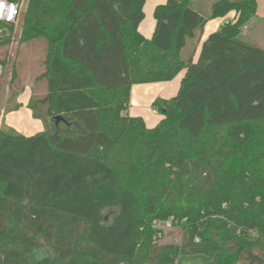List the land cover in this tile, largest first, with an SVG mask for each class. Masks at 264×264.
<instances>
[{
  "label": "trees",
  "instance_id": "obj_1",
  "mask_svg": "<svg viewBox=\"0 0 264 264\" xmlns=\"http://www.w3.org/2000/svg\"><path fill=\"white\" fill-rule=\"evenodd\" d=\"M195 2L156 5L151 38L146 0H29L19 36L0 24V95L17 43L5 111L25 90L24 49L40 47L32 86L47 91L32 87L28 108L54 132L0 130V264H264V48L242 38L258 3ZM182 71L152 104L156 126L130 114L134 85Z\"/></svg>",
  "mask_w": 264,
  "mask_h": 264
},
{
  "label": "rangeland",
  "instance_id": "obj_2",
  "mask_svg": "<svg viewBox=\"0 0 264 264\" xmlns=\"http://www.w3.org/2000/svg\"><path fill=\"white\" fill-rule=\"evenodd\" d=\"M29 0L19 1L21 14L17 22L14 24L15 35L19 36L22 28V18L23 14L27 8ZM157 0H146V5L144 8L145 16L144 20L141 23V30L144 32L149 31L150 26L152 25V34L155 28V19H154V8L155 2ZM165 1V0H163ZM203 0H196L195 3ZM237 1V0H235ZM257 16L252 19L242 30L243 40L254 44L260 48H264V0H257ZM233 13H230L226 18H216L209 20L204 27L203 37L217 32L222 26L231 24L234 22L235 17ZM221 21L224 24L221 26ZM6 31V30H1ZM2 34H0L1 36ZM17 50V43L13 44L11 47V62L7 67L6 75L1 80V89L2 93L0 95V130L2 129H13L21 135L24 136H34L38 133L48 131L49 133H54L53 129L50 126L49 122L35 119L32 115L31 110L28 108V100L30 99L32 91V82L35 80L37 75L43 71V66L41 61L45 57V50H42L40 47H30L24 49V58L23 66L19 70V76L22 80V83L25 85V91L19 96L18 102L19 109L17 111L6 112L7 101L9 97V83L11 79L12 66L15 61V52ZM2 72V67L0 66V75ZM177 80H175L176 82ZM170 82V81H169ZM173 82H161L153 83L148 86H139L134 85L133 91H131L130 99V113L134 115H141L146 123L157 125L162 116L154 110L152 102L150 101L151 96L163 97V96H176L179 89L175 90ZM147 87V88H146ZM36 94L43 95L47 91V84L45 81L34 84ZM146 89V90H145ZM147 92H145V91ZM169 94V95H167ZM165 98V97H163ZM149 100V101H148ZM166 234L175 233V240L179 241L181 236V228L172 225L171 220H167V225L163 230ZM168 236V234H167ZM160 237V236H159ZM168 241L171 240V237H167ZM167 240V239H166Z\"/></svg>",
  "mask_w": 264,
  "mask_h": 264
},
{
  "label": "crops",
  "instance_id": "obj_3",
  "mask_svg": "<svg viewBox=\"0 0 264 264\" xmlns=\"http://www.w3.org/2000/svg\"><path fill=\"white\" fill-rule=\"evenodd\" d=\"M167 0H165V1H163V0H157L156 2H155V5L154 6H156V5H158V4H162V3H165ZM234 14V13H233ZM233 17H234V15H233ZM224 19V18H223ZM223 21H221V26L223 25ZM140 31H141V33L145 36V37H147V38H151L152 37V25L150 26V29H149V31H147V32H144V31H142L141 30V24H140ZM220 30V29H219ZM209 36V35H208ZM207 36V37H208ZM207 37H203V40H205ZM199 52H200V48H199V50H198V53H197V55H196V58H195V60H197V58H198V55H199ZM1 74H2V72H1ZM184 75H185V71H182L174 80H172V81H170V82H175V80H177L175 83H174V85H173V88L175 89V90H177V89H180V86H181V81H182V79H183V77H184ZM0 77H1V75H0ZM170 82H168V83H170ZM153 84V83H152ZM148 85H150V84H140L139 86H148ZM133 88H134V86H133ZM133 88H132V90L131 91H133ZM147 88V87H146ZM146 90V89H145ZM144 90V91H145ZM25 91V90H24ZM145 92H147V91H145ZM167 95H169V94H167ZM21 96V95H20ZM31 97H32V95H31ZM31 97H30V99H31ZM163 97H165V98H163ZM162 98L163 99H170V98H172V97H175V96H163ZM158 98V97H157ZM159 98H161V97H159ZM29 99V100H30ZM156 98H155V96H151V98H150V101L152 102V104H153V102H154V100H155ZM18 100H19V97H18ZM17 100V101H18ZM29 100H28V102H29ZM149 101V100H148ZM28 105V104H27ZM129 112H130V109H129ZM131 114V113H130ZM132 116H141V115H134V114H131ZM142 117V116H141ZM162 119V118H161ZM145 120V119H144ZM146 122V121H145ZM147 124V126L148 127H154V126H156L155 124H150V123H146ZM217 259H218V254L217 253H210V254H208V255H204V254H198V255H187V256H182L179 260H178V263L177 264H216L217 263Z\"/></svg>",
  "mask_w": 264,
  "mask_h": 264
},
{
  "label": "built area",
  "instance_id": "obj_4",
  "mask_svg": "<svg viewBox=\"0 0 264 264\" xmlns=\"http://www.w3.org/2000/svg\"><path fill=\"white\" fill-rule=\"evenodd\" d=\"M20 14L21 9L18 3L0 0V24L14 25L20 17ZM3 32L0 30V34ZM158 225L163 226L160 223Z\"/></svg>",
  "mask_w": 264,
  "mask_h": 264
},
{
  "label": "water",
  "instance_id": "obj_5",
  "mask_svg": "<svg viewBox=\"0 0 264 264\" xmlns=\"http://www.w3.org/2000/svg\"><path fill=\"white\" fill-rule=\"evenodd\" d=\"M1 34H2V35H5V34H6V31H4V32L1 33ZM53 120H54V122H55V125H56L57 130H58V128H59L60 123H62V122H63V123H68V121L65 120L63 116H56V117L53 118Z\"/></svg>",
  "mask_w": 264,
  "mask_h": 264
}]
</instances>
